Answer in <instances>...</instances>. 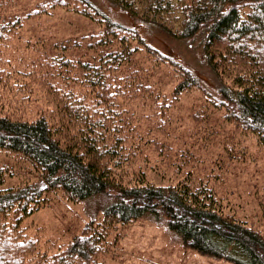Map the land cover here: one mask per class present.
Segmentation results:
<instances>
[{
	"label": "trees",
	"instance_id": "16d2710c",
	"mask_svg": "<svg viewBox=\"0 0 264 264\" xmlns=\"http://www.w3.org/2000/svg\"><path fill=\"white\" fill-rule=\"evenodd\" d=\"M111 1L185 42L214 82L205 84L187 59L105 17L91 0L40 2V10L71 6L104 23L90 58L37 51L10 70L0 50V150L22 154L39 171L36 180L0 188V264H104L118 226L143 216L167 226L184 248L264 264V229L228 209L222 163L205 158L211 136L201 135L203 145L192 138L199 123L204 134L230 129L232 141L238 129L264 146V0ZM10 5L0 0V45L22 31ZM196 88L204 101L182 113ZM33 93L42 103L36 117L3 111L17 107L10 97ZM187 119L195 121L191 135L183 133ZM5 174L0 165V182ZM49 190L70 201L99 197L107 202L103 216L43 248L21 224Z\"/></svg>",
	"mask_w": 264,
	"mask_h": 264
},
{
	"label": "rangeland",
	"instance_id": "374dc122",
	"mask_svg": "<svg viewBox=\"0 0 264 264\" xmlns=\"http://www.w3.org/2000/svg\"><path fill=\"white\" fill-rule=\"evenodd\" d=\"M42 1L44 0H9L10 11L22 17L23 25L20 34L9 42V45H0L6 68L12 70L25 67L21 60L37 51L52 54H59L62 51L71 57L84 58L93 55L94 48L91 47L90 41L99 36L104 21L71 6H48L46 10H40L39 3ZM91 1L105 17L136 26L149 41L162 50L187 59L205 84L214 82L211 73L185 42L167 35L159 26L139 21L131 12L121 9L111 0ZM34 43L41 45L42 49L22 54ZM35 97L39 98L33 93L32 98L23 100L20 94L14 95L10 97L9 103L16 104L17 107L6 104L3 111L34 118L42 107L41 101L33 102ZM204 99L202 89H193L182 102V113L193 111L192 106ZM194 122L192 119L185 120L183 133L187 135L197 127L200 131L192 138L198 140L200 145L204 144L201 135L211 136V145L202 150L205 158L222 163L218 171L223 172L222 176L228 189L226 192L230 202L228 209L240 217L253 220L264 229V146L259 144L251 133L243 130L234 129L235 138L228 141L232 136L230 129L227 130V134L226 132L215 134L210 130L204 134L205 128L197 126L199 124L197 122L193 127ZM226 128L230 126L227 125ZM0 165L6 166V174L4 180L0 182V188L36 180L39 177V171L30 160L11 150H0ZM154 179L166 182L165 179L161 181L160 176ZM48 192V201L26 216L21 224L23 235L39 237L43 248L46 242L50 245L52 240L58 243L71 239L87 226L89 220L95 216H103L107 204L106 201H100L99 197L70 201L59 192L51 190ZM108 248L102 259L104 264H236L228 259L184 248L167 226L147 216L126 225H119L111 237ZM55 250L57 249H50Z\"/></svg>",
	"mask_w": 264,
	"mask_h": 264
}]
</instances>
